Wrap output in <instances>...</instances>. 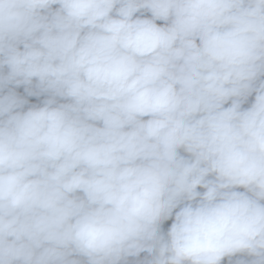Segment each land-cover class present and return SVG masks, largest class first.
I'll list each match as a JSON object with an SVG mask.
<instances>
[{
    "label": "clouds",
    "instance_id": "9594fccd",
    "mask_svg": "<svg viewBox=\"0 0 264 264\" xmlns=\"http://www.w3.org/2000/svg\"><path fill=\"white\" fill-rule=\"evenodd\" d=\"M0 264H264V0H0Z\"/></svg>",
    "mask_w": 264,
    "mask_h": 264
}]
</instances>
